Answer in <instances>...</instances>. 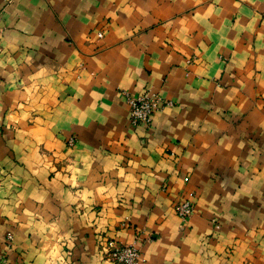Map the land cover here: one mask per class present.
I'll use <instances>...</instances> for the list:
<instances>
[{
    "label": "crops",
    "instance_id": "1",
    "mask_svg": "<svg viewBox=\"0 0 264 264\" xmlns=\"http://www.w3.org/2000/svg\"><path fill=\"white\" fill-rule=\"evenodd\" d=\"M144 89L170 104L133 125ZM107 237L264 264V0H0V256L107 264Z\"/></svg>",
    "mask_w": 264,
    "mask_h": 264
},
{
    "label": "built area",
    "instance_id": "2",
    "mask_svg": "<svg viewBox=\"0 0 264 264\" xmlns=\"http://www.w3.org/2000/svg\"><path fill=\"white\" fill-rule=\"evenodd\" d=\"M101 35V33H98ZM125 102L128 106L129 121L133 125L147 124L153 112L161 110L170 101L165 100L156 90L144 89L141 92L131 95L127 91H122ZM74 139L69 137L67 144L73 145ZM174 211L182 220L187 219L193 212V203L189 198L178 200L174 204ZM214 227H218L215 219H211ZM8 240L11 236H7ZM102 259L107 264H140L142 255L136 242L119 243L115 238L107 237L102 245ZM6 256H0V264H6Z\"/></svg>",
    "mask_w": 264,
    "mask_h": 264
}]
</instances>
